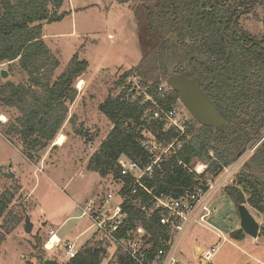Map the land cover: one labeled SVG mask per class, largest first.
<instances>
[{"label": "trees", "instance_id": "1", "mask_svg": "<svg viewBox=\"0 0 264 264\" xmlns=\"http://www.w3.org/2000/svg\"><path fill=\"white\" fill-rule=\"evenodd\" d=\"M65 1L0 0V64L18 61L29 75L28 84L8 81L1 85L0 100L19 112L7 132L20 137L30 160L35 151L49 146L59 134L68 119V103H73L78 95L76 79L89 66L87 60L75 54L65 71L53 80L60 61L46 43L43 29L44 23L65 17L67 12L61 11ZM118 2H132L136 19L143 22L141 39L146 45L141 60L121 76L119 85L128 76L136 75L143 84L151 83L149 93L160 105L173 107L180 93L167 86L165 97H159V85L171 74L196 77L229 124L215 128L192 118L188 122L191 137L180 157L186 164L194 159L209 162L210 173L219 175L224 166L232 165L264 136V36L255 37L240 22L242 15L252 13L258 5L264 6V0ZM152 104L143 95L134 99L109 97L101 103L99 110L112 127L88 161L89 170L124 183L118 192L128 213L124 230L142 227L148 242L153 244L149 254L160 244L165 230L156 216H147L139 209L136 196L131 195L133 178L121 175L119 159L127 156L148 162L139 129L147 124L143 116ZM171 164L173 171L161 174L156 169L154 178L146 183L176 195L192 188L196 183L195 173L177 166L176 159ZM243 166L239 186L227 187V191L235 203L248 202L264 216V181L248 170L264 167V141ZM9 177L12 179L13 175ZM12 181L0 191V246L22 218L12 207L22 185L18 180ZM244 190L249 197H245ZM260 234L264 235V226ZM231 235L237 240L246 237L242 229ZM110 245L109 240L96 232L76 256L63 264H133L120 250L105 256Z\"/></svg>", "mask_w": 264, "mask_h": 264}, {"label": "rangeland", "instance_id": "2", "mask_svg": "<svg viewBox=\"0 0 264 264\" xmlns=\"http://www.w3.org/2000/svg\"><path fill=\"white\" fill-rule=\"evenodd\" d=\"M61 11L67 12L65 17L44 23L43 29L46 43L60 61L53 80L65 71L75 54L87 60L89 66L76 79L78 95L75 101L68 103V119L59 132L66 136L62 150L53 146L58 134L49 146L34 152L33 160L28 159L20 137L14 135L13 138L7 132L8 125L16 122L19 112L0 100V116L6 117L5 121L0 120V164L7 169L0 168V191L10 186L13 179L22 185L12 204L22 218L0 246V264H40L38 253L65 263L70 259L66 254V243H74L79 251L97 231L90 219L79 216L78 204L85 205L89 199L110 190L117 193L120 188V183L112 176L102 177L89 170L88 161L112 127L99 105L109 97L118 96L119 79L143 57L146 46L141 39L143 22L136 19L132 2L120 3L118 0H66ZM263 17L264 6L258 5L252 13L242 15L241 26L261 39L264 36ZM2 70L8 71V77H2ZM28 79V73L18 61L0 64V86L8 81L28 84ZM82 80L84 84L78 89ZM140 84L142 86V82ZM257 143L250 148L254 150L243 161L234 180L212 200L208 225H196L183 242L179 264H200L195 251L197 244L201 249L211 245L219 247L209 264H264V235L260 234L264 226L263 214L245 202L260 222V232L257 238L248 235L242 240L233 238L232 232L241 229L240 216L227 191V187L239 186L240 171L254 154ZM248 170L264 181V167ZM244 195L249 197L246 190ZM26 216L33 223L30 233L25 229ZM52 227L63 242L49 250L46 244ZM109 251L112 254L115 247H110Z\"/></svg>", "mask_w": 264, "mask_h": 264}, {"label": "built area", "instance_id": "3", "mask_svg": "<svg viewBox=\"0 0 264 264\" xmlns=\"http://www.w3.org/2000/svg\"><path fill=\"white\" fill-rule=\"evenodd\" d=\"M140 83L141 80L136 75L128 77L120 85L118 96L122 99H134L137 95H143L145 101L153 103L144 112L143 117L147 119V124L139 129V140L148 154V162H139L122 156L119 159L120 172L122 176L133 178L131 195L136 196L138 207L145 215L157 217L165 234L160 237V244L153 253L149 254L153 244L148 242L147 234L142 227L124 230L123 225L128 213L121 204L122 198L119 199L118 192L124 184L120 182L117 193L110 190L104 195L89 199L85 205L78 204L81 210L79 216L90 219L92 226L97 229L96 232L110 241V247L114 246L115 251H122L133 264H179L178 255L183 242L196 225H208L209 217L212 215L211 203L215 195L229 181L234 180L233 177L239 167L254 149L248 148L232 165L224 166L218 177L210 173L209 162L194 159L186 164L180 157V152L191 137L188 122L192 120V116L187 114L180 98L175 106L165 107L149 93L151 83H142V86ZM167 86L166 82L159 85V97H165ZM78 89H81L79 85ZM135 91L139 93L136 94ZM1 118L0 116V120L4 121ZM172 159H176L177 166H182L196 175L193 187L183 190L178 195L146 183V180L154 178L156 169L161 174L168 170L173 171ZM2 170L7 171L5 167H2ZM49 234L48 243L52 242V248L47 249L60 246L62 239L58 237L56 230L51 229ZM110 247L105 256L109 257L115 253L114 251L111 254ZM218 250L217 245L201 249L199 258L209 264ZM77 252L74 243H66V254L69 258L76 256Z\"/></svg>", "mask_w": 264, "mask_h": 264}, {"label": "water", "instance_id": "4", "mask_svg": "<svg viewBox=\"0 0 264 264\" xmlns=\"http://www.w3.org/2000/svg\"><path fill=\"white\" fill-rule=\"evenodd\" d=\"M8 71L2 70V77H8ZM166 84L180 93V99L186 110L197 122L202 125H209L215 128L228 125L229 122L220 113L212 98L202 89V86L196 77H182L174 74L169 75ZM264 141V136L258 141L259 146ZM237 209L240 216V225L244 233L252 238H257L260 232V222L252 214L245 203L237 202ZM26 231L32 232L33 223L29 216H26ZM200 256V253L197 254ZM37 257L40 264H61L56 258H46L38 253ZM201 264H208L200 259Z\"/></svg>", "mask_w": 264, "mask_h": 264}, {"label": "bare ground", "instance_id": "5", "mask_svg": "<svg viewBox=\"0 0 264 264\" xmlns=\"http://www.w3.org/2000/svg\"><path fill=\"white\" fill-rule=\"evenodd\" d=\"M83 84H84V81L82 80V81L79 83V87L82 88ZM1 119H3V120L5 121V120H6V117L2 115V118H1ZM65 139H66L65 135H64L63 133H60V134L58 135V137H57L55 143L58 144V145H62V144L65 142ZM53 240H55V238H54ZM47 247H48V248H52V242H49V243L47 244Z\"/></svg>", "mask_w": 264, "mask_h": 264}, {"label": "crops", "instance_id": "6", "mask_svg": "<svg viewBox=\"0 0 264 264\" xmlns=\"http://www.w3.org/2000/svg\"><path fill=\"white\" fill-rule=\"evenodd\" d=\"M3 115V114H2ZM65 135V134H64ZM66 137V136H65ZM65 144H66V139H65V142L62 144V145H58V144H56L55 142H54V145L53 146H58V150H62L63 149V147L65 146ZM42 156H44V155H42ZM43 158V157H42ZM41 158V159H42ZM0 166H4L3 164H0ZM51 229H54L53 227L52 228H50L49 229V231L51 230ZM55 230V229H54ZM56 232H57V230H56ZM58 237H60L59 235H58ZM61 238V237H60ZM62 242H63V240H62ZM70 242V241H69ZM195 251H196V255L198 254V253H200V251H201V248H200V246L197 244L196 246H195ZM199 260H200V258H199ZM200 262V261H199ZM200 264H201V262H200Z\"/></svg>", "mask_w": 264, "mask_h": 264}]
</instances>
